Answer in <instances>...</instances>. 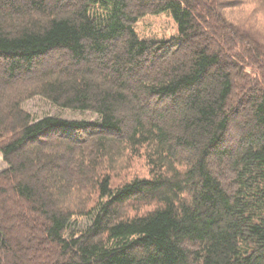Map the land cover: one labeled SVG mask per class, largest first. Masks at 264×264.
<instances>
[{"label":"trees","instance_id":"trees-1","mask_svg":"<svg viewBox=\"0 0 264 264\" xmlns=\"http://www.w3.org/2000/svg\"><path fill=\"white\" fill-rule=\"evenodd\" d=\"M244 3L0 0V264H264V31ZM164 12L174 36L139 35ZM36 95L98 119L34 118Z\"/></svg>","mask_w":264,"mask_h":264},{"label":"rangeland","instance_id":"rangeland-1","mask_svg":"<svg viewBox=\"0 0 264 264\" xmlns=\"http://www.w3.org/2000/svg\"><path fill=\"white\" fill-rule=\"evenodd\" d=\"M245 3L240 9L235 10L236 16L248 18V24L254 25L256 28L264 31V0H243ZM136 30L142 37L147 38H170L177 33V25L169 12H164L161 14H148L141 18L136 23ZM59 59L56 57H50L47 59L46 63L55 62L58 63ZM60 61V60H59ZM26 111L31 113L34 118H42L45 116H55L60 115L69 119H79L87 121H95L98 119L97 114L93 112H78L68 109H61L48 100L39 95H36L26 101L23 104ZM238 120V119H237ZM142 161H140L139 170L142 169ZM7 167L3 156L0 154V171ZM86 221L80 222V225L85 224Z\"/></svg>","mask_w":264,"mask_h":264}]
</instances>
